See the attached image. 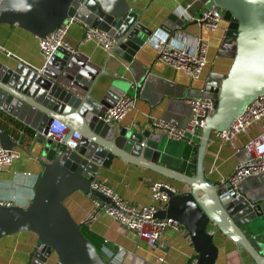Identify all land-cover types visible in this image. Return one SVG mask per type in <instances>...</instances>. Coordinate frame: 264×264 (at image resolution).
<instances>
[{
    "label": "water",
    "instance_id": "1",
    "mask_svg": "<svg viewBox=\"0 0 264 264\" xmlns=\"http://www.w3.org/2000/svg\"><path fill=\"white\" fill-rule=\"evenodd\" d=\"M220 10L227 22L219 55L232 59L227 73L211 72L200 97L210 98L209 114L196 143L194 172L171 168L169 146L173 140L146 127L107 123L105 113L124 94H131L125 81L114 76L101 97L94 96L103 66L92 62L77 48L60 46L40 69L24 61H0V109L33 128L43 145L42 171L35 183L34 197L25 207L0 205V238L21 231L32 232L39 241L28 264H112L105 260L81 232L63 201L80 190L111 202L109 196L92 188L99 166L108 167L114 158L137 165L187 186L173 192L167 208L156 213L184 226L198 254L196 264H214L217 246L214 229L244 249L255 264H264L258 239L264 236V196L252 199L231 195L204 172V156L212 132L227 128L254 97L264 93V0H201ZM140 11L125 0H0V24H14L43 38L66 17L74 16L106 32L113 40L107 59L113 55L131 61L147 42L152 30L140 23ZM171 13L160 29L172 30ZM53 120L68 132L60 142L47 137ZM74 133V147L68 141ZM0 145L16 146L0 128ZM239 189V185H238Z\"/></svg>",
    "mask_w": 264,
    "mask_h": 264
},
{
    "label": "crops",
    "instance_id": "2",
    "mask_svg": "<svg viewBox=\"0 0 264 264\" xmlns=\"http://www.w3.org/2000/svg\"><path fill=\"white\" fill-rule=\"evenodd\" d=\"M189 1L193 2L189 13L194 18L213 5L207 6L201 0H125L128 5L140 11V23L153 33L163 30L160 25L167 17ZM194 18L184 22V32L191 37L201 35L209 43L208 62L197 78H191L182 70L158 61L155 49L148 43H145L129 62L117 55L108 60V51L97 45L94 40L81 41L84 27L80 23H73L68 28L65 43L70 48H77L92 62L105 69L106 74L98 77L92 89L96 93L95 97H101L114 76L125 81L126 89L131 91L129 94L136 97L134 108L117 124L130 128L145 124L158 132L151 125L152 118H161L176 126H184L190 116V108L185 99L200 97L209 74H225L232 63L231 58L219 55L227 22L222 18L216 30L208 31ZM170 23L175 25V28L167 26L172 31L178 28L174 21ZM19 60L36 69L44 65L45 58L39 48V38L17 25L2 23L0 61L15 64ZM14 120L36 133L12 114L0 109V128L13 138H18L22 148L21 156L14 159L10 167L0 172V198L25 207L35 194V183L42 171L40 160L47 159L41 156L43 145L37 141V136H28ZM260 127L261 123L252 125L230 143H224L212 132L204 156L205 176L216 185H221L232 173L234 166L248 156L245 144L259 135ZM173 142V145L169 146L167 166L188 175L192 174L196 145L187 144L185 141ZM156 180L169 182L177 192L187 189L182 183L118 158H114L108 167L99 166L95 177L98 183L110 187L118 195L136 204L151 202L149 183ZM238 190L240 194L253 197L252 199L263 197L264 172L244 179ZM63 203L72 218L80 223L83 234L97 248L100 255L114 264H191L198 258L189 233L182 225L178 229L167 228L160 241L153 247L109 215L100 213L91 219L93 198L88 193L75 190ZM214 230V242L218 249L214 264H255L244 249ZM257 242L264 253V236ZM38 243L37 235L28 231L2 236L0 264H28Z\"/></svg>",
    "mask_w": 264,
    "mask_h": 264
},
{
    "label": "built area",
    "instance_id": "3",
    "mask_svg": "<svg viewBox=\"0 0 264 264\" xmlns=\"http://www.w3.org/2000/svg\"><path fill=\"white\" fill-rule=\"evenodd\" d=\"M192 4V1L186 2L177 9L175 14L184 22L191 20L194 18L189 13ZM194 20L204 29L214 31L219 27L222 14L213 4L204 9ZM73 23H80L84 27L82 42L94 40L97 45L107 51L110 50L113 40L106 32L90 24H86L74 16H68L59 26L55 27L43 38H39V48L45 61L50 58L58 47H69L65 43V36L68 28ZM146 43L155 49L158 61L174 69L182 70L191 78L199 77L208 62V41L201 35L194 37L187 35L183 27H178L172 32L164 30L154 32L149 36ZM135 101L136 97L134 95H122L111 108H108L104 116L105 122L111 124L120 122L134 108ZM185 103L190 108V116L184 126H176L161 118H152L150 122L158 133L163 134L168 139L185 141L187 144L195 145L194 137H199L206 117L214 111V103L212 99L204 97L185 99ZM263 119L264 93L257 95L249 101L241 113L233 118L227 128L215 132L221 141L230 143L237 135L246 132L252 125L261 123L259 135L245 144L248 156L234 166L232 173L222 183V185L229 188L231 195H240L238 185L244 179L264 172ZM19 133L21 134L22 130ZM66 133L67 126L57 120H53L49 126L47 137L53 141L60 142ZM36 136L37 132L34 133V137ZM79 137L78 133H74L68 141V145L74 147ZM11 138L13 137L11 136ZM13 140L16 146L10 149L2 148L0 145V172L10 167L14 159L21 156L22 148H20V141L18 138H13ZM91 187L98 189L111 199V202H105L90 194L93 198V209L90 213L91 219L100 213L109 215L127 230L133 231L138 237L145 239L153 247L160 241L162 233L167 228L178 229L181 227V224L176 220L156 216L158 211L167 208L169 196L163 188L170 189L175 193L177 192V189L167 181L156 180L149 183L151 202L148 204L130 202L115 193L110 187L95 180L92 182ZM4 204L10 205L11 202L0 198V205ZM196 262L197 260H193L191 264H196ZM112 264L114 263L112 262Z\"/></svg>",
    "mask_w": 264,
    "mask_h": 264
},
{
    "label": "trees",
    "instance_id": "4",
    "mask_svg": "<svg viewBox=\"0 0 264 264\" xmlns=\"http://www.w3.org/2000/svg\"><path fill=\"white\" fill-rule=\"evenodd\" d=\"M14 122H15V124L16 125H18V126H20L19 128H23L24 129V131H25V133L26 134H28V136H31V137H33L34 136V131L33 130H31V129H29V128H27V127H25V126H23L22 124H18V122H16L15 120H14ZM23 143L25 142V140L23 139V141H22ZM21 142V143H22ZM196 145V144H195ZM193 172H194V168H193ZM81 232H82V230H81ZM82 234H83V232H82ZM84 235V234H83ZM85 236V235H84Z\"/></svg>",
    "mask_w": 264,
    "mask_h": 264
},
{
    "label": "rangeland",
    "instance_id": "5",
    "mask_svg": "<svg viewBox=\"0 0 264 264\" xmlns=\"http://www.w3.org/2000/svg\"><path fill=\"white\" fill-rule=\"evenodd\" d=\"M198 138H199V137H194L195 141H197V140H198Z\"/></svg>",
    "mask_w": 264,
    "mask_h": 264
}]
</instances>
